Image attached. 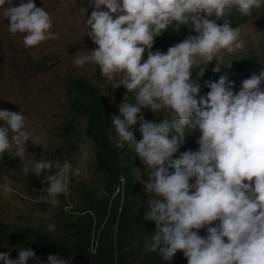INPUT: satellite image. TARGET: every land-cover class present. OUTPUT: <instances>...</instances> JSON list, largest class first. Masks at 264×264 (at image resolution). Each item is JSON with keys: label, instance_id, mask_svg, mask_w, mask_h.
<instances>
[{"label": "clouds", "instance_id": "obj_1", "mask_svg": "<svg viewBox=\"0 0 264 264\" xmlns=\"http://www.w3.org/2000/svg\"><path fill=\"white\" fill-rule=\"evenodd\" d=\"M89 4L92 10L83 27L96 47L79 52L72 62L95 64L111 87L126 89L110 124L116 147L130 150L149 170L147 180L140 174L135 177L151 194L142 218L144 231L147 220L156 229L146 241L148 250L158 251L164 261L179 250L186 264H264V69L242 79L235 91L233 83L220 75L206 83L203 95H198L199 86L190 78L193 69L209 61H215L212 71L218 72L224 54L244 47L239 29L230 26L227 17L233 9L248 16L264 0H89ZM87 11L80 8L82 18ZM222 18L218 25L216 20ZM181 25L196 34L163 53L147 51L141 62L154 37ZM51 26L49 13L34 0H17L15 5L13 0H0L1 41L11 43L20 33L23 45L32 47L56 38ZM25 55L27 50L15 49L0 54V82L11 72V59ZM32 61L30 71L12 68L13 73L35 72L42 58ZM16 90L28 95L30 83ZM128 93L134 94L131 100ZM4 104L11 107L0 89V158L13 155L25 161L24 174L38 177L43 171L46 195L39 199L55 207L58 195L68 189L70 173L80 168L68 159L26 158L31 130L20 111L3 109ZM145 108L153 115L166 112L168 118L145 120L141 111ZM134 125L138 140L131 130ZM185 126L198 131V148L172 159L183 143ZM170 132L175 135L169 137ZM49 169L55 171L48 174ZM201 228L204 236L198 234ZM47 230L54 231L55 225L49 223ZM31 258L35 257L29 248L17 247L14 259L0 252L2 264H27ZM44 264H69V260L50 254Z\"/></svg>", "mask_w": 264, "mask_h": 264}, {"label": "trees", "instance_id": "obj_2", "mask_svg": "<svg viewBox=\"0 0 264 264\" xmlns=\"http://www.w3.org/2000/svg\"><path fill=\"white\" fill-rule=\"evenodd\" d=\"M262 8L253 9L248 16L239 15L233 9L227 17L230 26L237 27L253 18ZM213 19V17H209ZM222 19L216 20L219 25ZM190 26H179L176 30L171 27L154 37L151 49L147 51L173 46L180 40L194 36ZM14 61L16 72H27L32 69L33 61L29 55L11 59ZM231 60V61H230ZM229 64L220 66L218 72H213V62H207L192 70L191 79L199 86L198 95L207 92L206 83L215 81L224 75L227 81L233 83V90L239 87L242 79L250 73H259L264 69V42L249 52L236 54L231 57ZM1 64V59H0ZM99 68V67H98ZM203 68L202 74H199ZM101 74V73H100ZM98 70L96 81H91L83 74H69L62 76L61 92L66 98L65 106L70 114L69 121L64 126V135L60 147L70 150L79 146L74 137L77 127L81 129L82 143L89 142L93 154L94 171L103 177L100 187L82 183L81 200L75 205L74 213L81 214L68 223L61 224L64 235L57 237L42 228L7 223L0 217V252H8L9 258H16L17 247L29 248L34 257L27 264H36V258L43 256L44 264L48 255H59L67 258L69 264H186V258L181 251H177L169 261H164L158 251H149L146 241L155 232L154 222L147 220L144 233L138 238V246L129 248L130 236L134 231L133 215L146 207V193L141 183L135 179L136 167H140L139 158L134 157L130 150L117 148L114 131L110 118L118 115L105 98L106 78ZM264 86V85H262ZM22 89L27 90L26 87ZM167 113L163 119H166ZM160 119H156L159 122ZM183 143L179 145L172 159L185 150L195 151L198 148L196 140L199 133L190 126H185ZM175 135V132H170ZM73 137L75 139H73ZM81 145V143H80ZM133 156V157H132ZM4 166L12 168L18 177L31 180L40 195H44L46 188L44 176H35L31 172L24 174L21 168L26 163L13 155L0 158ZM64 160V159H63ZM55 169H49L52 174ZM74 176L69 175L68 184H72ZM191 183V180L189 181ZM63 202L71 205L72 197L67 191L60 195ZM143 205V208L141 206ZM143 218V215H142ZM49 223H56L60 219L56 215L49 217ZM200 236L205 235L201 229ZM2 264V262H0Z\"/></svg>", "mask_w": 264, "mask_h": 264}, {"label": "rangeland", "instance_id": "obj_3", "mask_svg": "<svg viewBox=\"0 0 264 264\" xmlns=\"http://www.w3.org/2000/svg\"><path fill=\"white\" fill-rule=\"evenodd\" d=\"M17 0H13L15 5ZM35 6L43 7L50 15L52 26L50 31L55 34V39H47L32 47H25L22 43V34L17 33L12 37L11 43L7 40H0V54H6L11 49L24 53L26 50L36 61L38 56L42 58L36 71L16 75L12 68L14 62L10 61L8 67L11 72L1 78L0 89L4 96V100L11 105L4 104L3 109L13 112L20 111L26 118V126L30 128L32 135L26 142V158L31 156L33 159L41 157L47 159H68L74 167L79 166V172L72 173L74 181L68 184L67 194L72 197L71 205L61 200L58 195L59 203L53 207L46 201L39 199L40 195L33 182L27 178L18 177L12 168L4 166L0 161V217L7 223L16 225H25L36 227L42 225L47 230L49 217L56 215L60 221L53 223L55 230L50 233L61 237L65 233L61 224L80 217L81 214H75V205L81 200L83 193L82 183H87L96 187H100L103 177L97 174L93 168V154L89 142L82 143L81 129L77 127L74 137L78 139L79 146L73 150L68 147L63 149L60 147L62 140L66 139L64 126L70 119V114L65 106L66 98L61 92L62 76L69 74H83L91 81H96V71L99 66L92 63H85L82 66L73 64L75 55L79 52L90 51L96 45L87 36L83 27V20H86L92 10L89 0H34ZM87 7L88 11L84 13L83 18L80 14V8ZM253 18L246 23L237 26L240 31V39L244 42V47L234 51L232 54H224V64H227L231 57L243 52H249L260 46L264 42V5L261 7ZM11 36V35H10ZM169 46L151 51L159 50L165 52ZM146 58V54H142L141 62ZM213 62L215 65V61ZM101 75V74H100ZM119 75L116 79L119 80ZM40 80V82H38ZM30 83L28 95H21L16 90L18 85ZM126 89L122 86L111 87V82L106 80L105 98L113 109L118 110ZM133 93L127 94V99L133 98ZM39 99L38 102L36 100ZM145 120L163 119L166 112L153 115L148 109H142ZM138 125L131 126L134 137L138 140L140 134L136 131ZM73 137V139H75ZM81 143V145H80ZM11 152V151H10ZM142 164V163H141ZM49 171V170H48ZM135 177L140 174L141 180H147V172L149 171L143 164L134 169ZM42 171L41 176H44ZM139 181V180H138ZM140 182V181H139ZM5 187L7 190H5ZM46 195V193L44 194ZM151 194L146 193V201ZM143 208V205L141 206ZM146 207L141 211L142 214L136 212L133 215L134 231L130 236L129 248L138 246V238L144 231L142 215ZM203 229V228H201ZM201 229L197 230L198 234ZM49 232V231H48ZM41 258H44L41 256ZM42 262L43 259H38ZM36 261V260H34Z\"/></svg>", "mask_w": 264, "mask_h": 264}]
</instances>
